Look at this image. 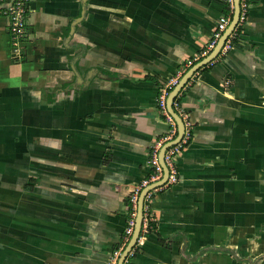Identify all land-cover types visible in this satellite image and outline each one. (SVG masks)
I'll use <instances>...</instances> for the list:
<instances>
[{"label": "crops", "instance_id": "0c3cea01", "mask_svg": "<svg viewBox=\"0 0 264 264\" xmlns=\"http://www.w3.org/2000/svg\"><path fill=\"white\" fill-rule=\"evenodd\" d=\"M10 1L0 0V264H106L168 128L159 88L203 58L226 1L32 0L17 41ZM239 36L180 91L191 138L128 264H264V0L249 1Z\"/></svg>", "mask_w": 264, "mask_h": 264}, {"label": "built area", "instance_id": "2783aa9c", "mask_svg": "<svg viewBox=\"0 0 264 264\" xmlns=\"http://www.w3.org/2000/svg\"><path fill=\"white\" fill-rule=\"evenodd\" d=\"M225 1H226L227 9L229 10L230 13L228 14L223 13L218 18L216 22L215 30L212 34V38L207 43L205 49L201 52L200 57L206 56L213 49L217 40L220 38L223 31L227 28L231 20L230 16L234 10V0H225ZM249 1L250 0H239L240 12L237 23L234 26L233 30L230 32V34L225 38L218 52V55L219 54L224 55L231 47H233L236 44L237 41H239V37H240L239 35L241 33V29L244 23L246 22L248 16ZM31 2L32 0H11L6 6L3 7V13L6 15L8 19V25H7L8 31L10 33L11 38L14 41H17L21 37L26 35L27 17L32 9ZM183 73L184 72H181L180 70L177 71L173 75L169 76L167 80L159 88V93L157 96V107L162 113L166 122L168 123V128L162 135L157 137L150 146L149 158H148V165H149L148 173L130 189L128 195V203L126 205L127 219L123 234L124 242L120 247L113 249L109 253L106 264L117 263V260L124 246L126 245V243L129 240V237L132 234L135 224V217L137 213V200L141 190L144 187L148 186L149 184L160 180V178L162 177L163 168L159 162V157H158L159 150L166 142L172 141L177 135L176 122L174 121L172 116L168 113L166 108V98L171 88L178 82L179 78ZM228 82L229 80H226V84H228ZM179 95L180 92L173 100L172 107L174 111L182 119L184 125V132L182 134V137L176 143L170 145L164 151L163 161L168 169V175L166 181L164 182V184L148 190L143 197L141 232L137 239L136 244L144 237V234L148 232V229L151 226V221L153 220V218L150 207H151L152 198L154 197L156 191L160 187L166 186L170 183H174L178 180V173L175 162L177 160V157L180 155V153L188 144L191 138L192 122L189 118V114L185 112V110L181 107L180 101L178 99ZM132 250L128 253L127 257L123 260L122 264H128V258L131 255Z\"/></svg>", "mask_w": 264, "mask_h": 264}, {"label": "water", "instance_id": "95a60500", "mask_svg": "<svg viewBox=\"0 0 264 264\" xmlns=\"http://www.w3.org/2000/svg\"><path fill=\"white\" fill-rule=\"evenodd\" d=\"M239 0H234V10H233V14L231 17V20L227 26V28L223 31L222 35L220 36V38L217 40L215 46L213 47V49L203 58H201L200 60H198L197 62H195L194 64H192L179 78L178 82L171 88V90L168 93V96L166 98V108L168 113L172 116V118L174 119V121L176 122V126H177V135L176 137L169 142H166L159 150V162L163 168V174L162 177L160 178V180L149 184L148 186L144 187L139 196H138V200H137V213H136V217H135V224H134V228L132 231L131 236L129 237L128 242L126 243V245L124 246L118 260L116 264H122L123 260L127 257L128 253L132 250V248H134L137 239L140 235L141 232V224H142V205H143V197L146 194V192L154 187H158L162 184H164V182L166 181L167 175H168V169L163 161V155H164V151L167 147H169L170 145L176 143L181 137L182 134L184 132V125L182 122V119L180 118V116L174 111L173 107H172V102L175 99V97L177 96V94L181 91V89L184 87V85L187 83L188 79L193 75V73L198 70L200 67H202L203 65L209 63L211 60H213L217 55L218 52L225 40V38L230 34V32L233 30L234 26L237 23L238 17H239Z\"/></svg>", "mask_w": 264, "mask_h": 264}]
</instances>
